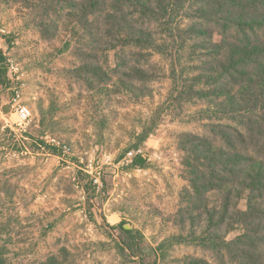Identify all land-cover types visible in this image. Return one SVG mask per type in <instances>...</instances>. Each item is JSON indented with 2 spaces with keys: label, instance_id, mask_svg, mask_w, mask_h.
<instances>
[{
  "label": "rangeland",
  "instance_id": "obj_1",
  "mask_svg": "<svg viewBox=\"0 0 264 264\" xmlns=\"http://www.w3.org/2000/svg\"><path fill=\"white\" fill-rule=\"evenodd\" d=\"M50 5L49 0H0L3 103L21 87L34 115L21 127L14 124L10 104L0 114L2 264H40L53 255L61 264H123L117 249L122 231L114 228L122 221L141 231L145 264H184L190 255L201 256L188 242L168 241L158 249L182 232L176 214L188 180L179 136L201 133L208 121L204 105L181 100L173 91L171 66H186L189 47L180 39L168 42V55L153 52L157 77L148 83V96L115 92L113 84L107 93L90 90L72 73L80 63L78 24L63 16L53 38L41 34ZM177 21L185 26L188 20ZM106 54L114 67L115 53ZM10 60L20 67L19 81ZM51 138L69 145L70 152ZM130 151L142 161L131 163L125 158Z\"/></svg>",
  "mask_w": 264,
  "mask_h": 264
},
{
  "label": "trees",
  "instance_id": "obj_2",
  "mask_svg": "<svg viewBox=\"0 0 264 264\" xmlns=\"http://www.w3.org/2000/svg\"><path fill=\"white\" fill-rule=\"evenodd\" d=\"M49 1L41 34L53 38L63 16L78 24L80 63L72 73L90 90L107 93L113 84L115 92L148 96L157 77L153 52L168 55V42L180 39L189 47L186 66H171L173 91L204 105L208 121L201 133L179 136L188 180L176 214L182 232L158 249L176 241L202 250L184 264H264V0ZM116 227L123 264H145L141 231L123 221ZM40 264L61 263L53 255Z\"/></svg>",
  "mask_w": 264,
  "mask_h": 264
},
{
  "label": "built area",
  "instance_id": "obj_3",
  "mask_svg": "<svg viewBox=\"0 0 264 264\" xmlns=\"http://www.w3.org/2000/svg\"><path fill=\"white\" fill-rule=\"evenodd\" d=\"M10 69L12 72L16 74V79L19 81L21 79V74H20V67L18 64L13 63L10 60ZM14 95L11 98L9 104L11 107V114L16 115L17 120L15 121L14 124H17L21 127H26L28 123L33 118V110L32 108L24 102L23 100V93L21 90V87H15L14 89ZM4 103L2 99V94H1V89H0V114H4ZM7 125L13 127L14 124L10 123L8 120H6ZM50 142H53L57 147L63 149L64 153H68L71 150V147L65 143L60 142L56 138H51ZM138 152L136 151H130L127 153V156L125 158H129V161L132 163L135 160V157L137 156ZM99 174V175H98ZM95 185H100L101 184V177H100V172H97L95 175V178L93 180Z\"/></svg>",
  "mask_w": 264,
  "mask_h": 264
},
{
  "label": "water",
  "instance_id": "obj_4",
  "mask_svg": "<svg viewBox=\"0 0 264 264\" xmlns=\"http://www.w3.org/2000/svg\"><path fill=\"white\" fill-rule=\"evenodd\" d=\"M4 52H5V49L0 47V54H4ZM8 106H9V104H5L4 103V110H5V112H8V110H7V107ZM140 159L141 158L138 159V162L140 161Z\"/></svg>",
  "mask_w": 264,
  "mask_h": 264
},
{
  "label": "crops",
  "instance_id": "obj_5",
  "mask_svg": "<svg viewBox=\"0 0 264 264\" xmlns=\"http://www.w3.org/2000/svg\"><path fill=\"white\" fill-rule=\"evenodd\" d=\"M6 104H8V101H6ZM49 146H54V147H56L55 145H49ZM57 148V147H56ZM96 188H97V185L95 186Z\"/></svg>",
  "mask_w": 264,
  "mask_h": 264
},
{
  "label": "flooded vegetation",
  "instance_id": "obj_6",
  "mask_svg": "<svg viewBox=\"0 0 264 264\" xmlns=\"http://www.w3.org/2000/svg\"><path fill=\"white\" fill-rule=\"evenodd\" d=\"M142 160L140 159V161L139 162H141Z\"/></svg>",
  "mask_w": 264,
  "mask_h": 264
}]
</instances>
